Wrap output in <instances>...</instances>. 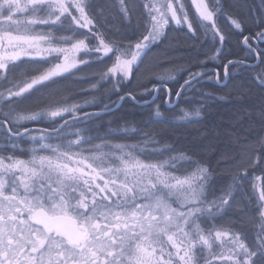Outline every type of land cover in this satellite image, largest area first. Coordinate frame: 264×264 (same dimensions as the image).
I'll list each match as a JSON object with an SVG mask.
<instances>
[{"label": "snow or ice", "instance_id": "6c2138e0", "mask_svg": "<svg viewBox=\"0 0 264 264\" xmlns=\"http://www.w3.org/2000/svg\"><path fill=\"white\" fill-rule=\"evenodd\" d=\"M191 4L190 16L183 0H142L140 35L111 39L101 22L106 12L115 8L130 20L135 0H0V264H264V178H256L260 184L253 181L251 194L244 188L248 167L264 166V49L259 47L264 20L257 22L255 36L244 35V20L229 11L238 5L227 0ZM222 18L243 36L257 64L228 60L207 68V61L221 59L232 34L222 31ZM173 24L215 51L197 62L199 70L189 65L159 75L158 66H146V59ZM166 58L165 53L161 59ZM93 64L105 68L95 73L99 78L90 89L107 85L108 103L58 99V86L81 72V65ZM229 66L242 67L251 77L252 86L242 95L258 90L261 130L245 140L240 155L220 153L234 168L232 182L219 195L212 191L213 170L197 158L211 144L178 148L158 139L155 129L135 126L90 134L87 125L111 111L113 95L136 100L133 82L148 95L165 91L168 103L175 97L180 114L173 112L172 121L191 123L201 108L189 111L179 102L194 91L201 94V104L223 99L197 85L205 78L217 84L228 80ZM180 72L186 75L177 79ZM142 77L151 89L139 83ZM89 106L99 111H85ZM172 121L156 106L148 122ZM41 123L45 127L34 135L28 125ZM209 133L219 135L215 130L202 135ZM137 136L138 143L124 142ZM25 137L31 141L30 155L22 159L16 153ZM244 158L248 167L240 164ZM233 210L237 223H222Z\"/></svg>", "mask_w": 264, "mask_h": 264}, {"label": "trees", "instance_id": "16d2710c", "mask_svg": "<svg viewBox=\"0 0 264 264\" xmlns=\"http://www.w3.org/2000/svg\"><path fill=\"white\" fill-rule=\"evenodd\" d=\"M100 2L105 3L106 0H100ZM135 3L137 4V9L131 14L130 20L122 18V14L115 8L106 12V19L101 22L104 24L103 30L109 38L118 39L120 37L140 35L143 16L141 15V8L138 7V0H135ZM227 3L229 5H238L235 8H229V11L244 20V35L250 34L255 36L256 32L260 30L257 22L264 20V3H262V0H227ZM138 25H140L139 29ZM221 25V29L225 34L232 32L228 36L232 42V50L226 48L223 51V64H226L228 60L246 61L245 58L249 59L248 52L241 45L243 36L233 30L231 23L230 28L226 23ZM209 50V45L201 47L200 44L194 42L185 28L173 26L168 31L166 39L157 47L153 48L152 53L146 59V66H158L157 74L159 75H165L168 72H173L189 65L192 66L193 70H199L197 68V62L204 60L203 55L204 53L210 54ZM165 53L167 54V58L162 60L161 58ZM80 68L81 72H78L76 76L70 77L67 81H63L58 86L61 93L58 99L67 96L70 98V102L76 101L81 103L86 99H94L97 94L99 95V93L90 89V85L95 83L99 78L95 73L103 70L105 65L93 64L91 67L82 65ZM229 72L231 77L228 83L229 85L226 88L217 89L216 87H212L209 91L217 97H223V99L209 103V106L203 110V116L199 120L182 124L173 121L164 124L149 123V116L144 112L145 109L137 105L136 101L145 102L146 100H150L155 92L152 95H148L144 92L143 87H139L137 86V82H133L132 89L130 90H134L136 93L137 98L135 101L126 98L119 108L112 111L113 107L117 104L115 103L110 112H102L99 118H93L88 126L90 128H99L103 132L101 133L102 135L106 133L104 132L106 129H115L123 126H135L146 130L155 129L159 133L158 139H166L167 142L173 143L178 148H184L193 142L204 145L211 144L212 147L207 148V150L202 149L197 158L202 157L213 170L214 185L212 191L216 195H219L220 190L232 182L234 168L231 161L222 158L220 153L227 151L231 156L240 155L245 140H252L256 133L261 130L258 111V97L260 94L258 90L253 89L251 93L242 95V92L248 93V89L252 86L248 71L238 66L236 68L231 67ZM184 75L186 74L180 72L177 75V79H180V76ZM81 76H85L87 79H80L79 77ZM180 82L183 83V80L181 79ZM139 83L146 85L149 89L152 88V84L147 77L140 78ZM37 95L40 94L37 93ZM164 97H166V94L163 92L151 106L160 104L163 110H165L166 99ZM115 99L117 100L116 96ZM24 106L27 105H22V107ZM85 111H99V108L91 106L85 109ZM43 125L45 126V124ZM206 130H215L219 135L214 136L209 133L205 137L202 133ZM232 136L238 137V142H233L231 140ZM140 139L141 137L137 136L124 142L136 143ZM0 148H3L2 138H0ZM24 152L26 151L24 150ZM240 164L248 167L247 159L240 160ZM261 168H264V166L255 168L248 167L249 175L244 181V188L249 194H251L253 181L260 184L262 181L256 178H264V171ZM209 198L211 199V195ZM229 221L237 223V212L235 210L225 215L222 223L227 224ZM247 231L251 233L254 229L249 225L247 226Z\"/></svg>", "mask_w": 264, "mask_h": 264}, {"label": "rangeland", "instance_id": "374dc122", "mask_svg": "<svg viewBox=\"0 0 264 264\" xmlns=\"http://www.w3.org/2000/svg\"><path fill=\"white\" fill-rule=\"evenodd\" d=\"M138 7L139 8H141V12H142V7H141V4H142V0H138ZM189 2H190V7H191V10H192V13L193 12H195V8H194V6H192V4H191V0H189ZM142 20L144 21V17L142 18ZM173 26V25H172ZM178 27V26H177ZM182 28V27H181ZM184 28V27H183ZM80 56H83V53H81L80 54ZM79 58V57H78ZM82 66V65H81ZM173 84V82L172 81H169V85L171 86ZM106 87H108L107 85H105L104 87H100V88H98V89H96V90H94L95 92H97V93H99V95L97 94L96 95V97H94L95 98V101L97 102V103H99L100 101H103V102H108V100L106 99V95H107V93L105 92V88ZM198 88H200V87H198ZM203 90V89H202ZM203 92H209V90L208 91H204L203 90ZM209 93H211V92H209ZM155 94V93H154ZM154 96V95H153ZM215 97H217L216 95H214ZM159 98V97H158ZM111 99L112 100H114V101H116V103L118 104L119 103V101L117 102V100L115 99V96L113 95L112 97H111ZM152 99V98H151ZM201 94L199 93V92H190V93H188L187 94V96L185 97V100H182V101H180L179 102V108H184V109H187V110H189V111H193L196 107H200L201 108V116L199 117V118H196V119H194V121L195 120H199L200 118H202V116H203V110L205 109V107H207V106H209V103H212V102H216V101H219V99L218 98H207V100H206V102L205 103H202L201 104ZM92 100V99H91ZM147 101V100H146ZM174 102V101H173ZM81 103H83V102H81ZM116 104V105H117ZM207 104V105H206ZM169 105L171 106V105H173V107H167L165 110H163V108L161 107V105L160 104H155L154 106H151V105H145L144 107H142V108H144L145 109V111L144 112H146V114L149 116L150 115V113L156 108V106H159V109H160V111H161V113H163L164 114V116H166V117H168L171 121H172V114H173V112H175L177 115H179L180 113H179V109L178 108H176L175 107V103H169ZM91 106H89V107H86L85 109H88V108H90ZM84 109V110H85ZM94 112H97V111H94ZM102 113V112H101ZM173 122H176V121H173ZM185 123H187V122H185ZM88 126V125H87ZM89 127V126H88ZM92 129V132L90 133L91 135H93V136H95V135H97V134H99V135H102L101 133H103V132H101L100 131V129L99 128H91ZM108 131V129H106V130H104V132H107ZM33 134L34 135H37L38 134V132H33ZM25 143H26V146H27V148H25V149H23V150H25L26 152H27V155H25V158H23V159H27L28 157H29V155H30V153L28 152V149L31 147V141L28 139V137H25L24 138V140H23ZM97 142H99V141H97ZM136 143H138V142H136ZM161 159H163L164 157H160Z\"/></svg>", "mask_w": 264, "mask_h": 264}, {"label": "flooded vegetation", "instance_id": "af4514ba", "mask_svg": "<svg viewBox=\"0 0 264 264\" xmlns=\"http://www.w3.org/2000/svg\"><path fill=\"white\" fill-rule=\"evenodd\" d=\"M183 2L185 3V5H186V7H187V9H188V11H189V13H190V16H191V14H192V10H191V7H190V2H189V0H183ZM222 20V21H221ZM221 20H219L218 21V23H219V25H220V27L222 28V25L221 24H223V23H226V25H228L229 26V28H230V21L229 20H227V18H222ZM173 26L174 27H177L176 25H174L173 24ZM172 26V27H173ZM178 28H181V27H178ZM185 29H186V27H184ZM187 30V29H186ZM233 30H235L234 29V27H233ZM236 31V30H235ZM237 32V31H236ZM248 35H250V34H248ZM252 36V35H251ZM230 38L228 37V39H227V41H226V43H225V45H224V47H223V49H222V51H224L226 48L228 49H231L232 50V42L229 40ZM243 40V39H242ZM252 43L255 45L256 43H257V41H252ZM241 45L244 47V49L248 52V49H247V47L244 45V43H243V41H242V43H241ZM217 47H219V44H217ZM259 47L260 48H262V49H264V43H261L260 45H259ZM209 52H210V54L212 53V52H214L215 51V49L214 48H211V46L209 45ZM205 54L206 53H204V55H203V58H204V60H205ZM209 54V53H208ZM248 55H249V52H248ZM250 56V55H249ZM246 59V61H244L243 60V62H245V63H247L248 65H254V64H257L258 63V58H256L254 55H252V56H250L249 57V59L248 58H245ZM220 64H223V62H222V57H221V59L220 60H218V61H207V68L209 69V70H213L214 68H216V67H218ZM230 68H231V66H229V71H230ZM219 70H220V73H221V76H223V68L221 67V68H219ZM229 76L231 77V74H230V72H229ZM229 80H230V78L228 79V80H226V81H222V83H220V84H217L216 83V81L213 79V80H208L207 78H205V80H204V82L201 84V85H197V87H200L201 89H203L204 91H210V89L213 87H216L217 89H219V88H226L229 84ZM226 85V86H225ZM170 86V85H169ZM171 87V86H170ZM163 92L166 94V92L165 91H159V93H158V97H159V95L162 93L163 94ZM167 95V94H166ZM165 98V97H164ZM163 98V99H164ZM172 100L174 101V103H175V100H176V98L175 97H172ZM165 107L167 108V107H173V105H169V103L167 102V100H165ZM174 108V107H173ZM30 128H36V130L37 129H40V128H43V127H45L42 123L41 124H29L28 125ZM36 130H33V132H37ZM24 140V139H23ZM23 140H20V141H18V144H19V147H20V149H22V151H20V152H18V153H16V155L17 156H19L20 158H25V155H27V152H24V150L23 149H25V148H27V146H26V143L23 141Z\"/></svg>", "mask_w": 264, "mask_h": 264}, {"label": "water", "instance_id": "95a60500", "mask_svg": "<svg viewBox=\"0 0 264 264\" xmlns=\"http://www.w3.org/2000/svg\"><path fill=\"white\" fill-rule=\"evenodd\" d=\"M244 64H247V63L244 62ZM247 65H248V64H247ZM254 65H255V64H254ZM158 93H159V91H158V92H155V94H154V96L152 97V99L147 100V101H145V102H138V101H136L137 105H139V106H141V107H144L145 105H152V104H154L155 101L158 99ZM122 103H123V101H120L115 107H113L112 111L115 110V109H117V108H119V107L121 106ZM31 129L36 130V128H35V129H34V128H31Z\"/></svg>", "mask_w": 264, "mask_h": 264}]
</instances>
